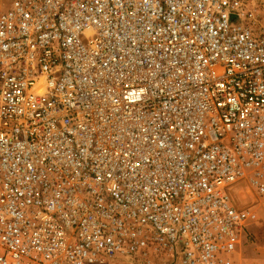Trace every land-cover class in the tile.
I'll return each instance as SVG.
<instances>
[{
    "label": "built area",
    "instance_id": "obj_1",
    "mask_svg": "<svg viewBox=\"0 0 264 264\" xmlns=\"http://www.w3.org/2000/svg\"><path fill=\"white\" fill-rule=\"evenodd\" d=\"M264 193L256 0H0V264H237Z\"/></svg>",
    "mask_w": 264,
    "mask_h": 264
},
{
    "label": "rangeland",
    "instance_id": "obj_2",
    "mask_svg": "<svg viewBox=\"0 0 264 264\" xmlns=\"http://www.w3.org/2000/svg\"><path fill=\"white\" fill-rule=\"evenodd\" d=\"M264 7V0H256ZM232 196L235 208L244 214L245 236L237 264H264V193L261 194L247 181L226 189ZM111 264H142L135 259L118 260ZM151 264H173L171 259L159 255L151 258Z\"/></svg>",
    "mask_w": 264,
    "mask_h": 264
}]
</instances>
